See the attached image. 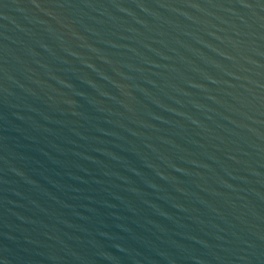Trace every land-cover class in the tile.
I'll return each mask as SVG.
<instances>
[{
	"label": "water",
	"instance_id": "1",
	"mask_svg": "<svg viewBox=\"0 0 264 264\" xmlns=\"http://www.w3.org/2000/svg\"><path fill=\"white\" fill-rule=\"evenodd\" d=\"M0 264H264V0H0Z\"/></svg>",
	"mask_w": 264,
	"mask_h": 264
}]
</instances>
